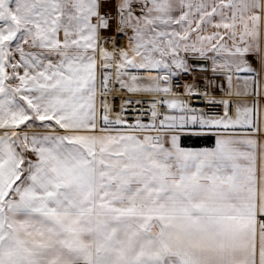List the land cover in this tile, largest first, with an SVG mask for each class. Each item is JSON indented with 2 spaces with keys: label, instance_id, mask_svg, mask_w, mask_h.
<instances>
[{
  "label": "snow or ice",
  "instance_id": "1",
  "mask_svg": "<svg viewBox=\"0 0 264 264\" xmlns=\"http://www.w3.org/2000/svg\"><path fill=\"white\" fill-rule=\"evenodd\" d=\"M0 264H264V0H0Z\"/></svg>",
  "mask_w": 264,
  "mask_h": 264
},
{
  "label": "built area",
  "instance_id": "2",
  "mask_svg": "<svg viewBox=\"0 0 264 264\" xmlns=\"http://www.w3.org/2000/svg\"><path fill=\"white\" fill-rule=\"evenodd\" d=\"M199 106V105H198Z\"/></svg>",
  "mask_w": 264,
  "mask_h": 264
}]
</instances>
